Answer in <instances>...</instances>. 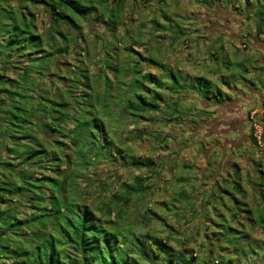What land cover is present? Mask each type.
<instances>
[{"label": "trees", "instance_id": "16d2710c", "mask_svg": "<svg viewBox=\"0 0 264 264\" xmlns=\"http://www.w3.org/2000/svg\"><path fill=\"white\" fill-rule=\"evenodd\" d=\"M125 8V0H0V264H264V251L260 256L247 249L252 242L264 245V236L253 237L243 230L245 225L228 223L226 234L241 236L234 234L225 244L219 243L216 253L206 245L207 255L200 257L188 247L173 249L166 239L150 233L141 219L144 225L137 228L145 232H136L126 222L131 220L127 212L131 199L141 203L153 194L147 181L158 169L154 166L169 160L174 168L172 154L192 145L208 146L210 127L215 125L210 122L221 119L218 110L225 111L231 98L218 85L213 95L210 90L198 93L202 105L193 108L196 119L185 121L182 132L192 137L182 142L172 137L170 128L167 133L157 128L158 135L147 130L149 123H171L173 117L164 112L179 110L181 100L190 98L185 87L195 92L196 83L206 81L210 88L214 81L160 59L155 54L160 47L143 54L137 48L144 40L142 32L132 35L130 44L121 45ZM153 23L172 35L182 34L181 24L166 14ZM263 24L258 26L259 35ZM162 90L165 96L184 93L170 103ZM214 105L216 112L205 115ZM255 115L259 123L260 115ZM257 123L251 124L249 135L258 146L260 140L252 133ZM146 137L160 143L170 139L171 147L159 164L133 151ZM215 147L219 151L212 152L217 155L213 161L224 165L223 145ZM204 150L211 153L207 147ZM99 161L109 162L114 170L118 163L146 167L149 174L125 180L123 194L93 207L84 202L89 186L83 189L80 181ZM259 172L264 174V169ZM234 185L242 191L241 181ZM179 194L189 201L187 191ZM256 208L257 214L253 209L249 212L257 215L253 223L264 230V204ZM141 215L146 221L158 220L170 233L175 232V221L176 225L182 219L194 222L186 215L173 214L170 223L154 212ZM231 217L233 221L236 213ZM225 248L230 252H223Z\"/></svg>", "mask_w": 264, "mask_h": 264}, {"label": "rangeland", "instance_id": "374dc122", "mask_svg": "<svg viewBox=\"0 0 264 264\" xmlns=\"http://www.w3.org/2000/svg\"><path fill=\"white\" fill-rule=\"evenodd\" d=\"M125 4V24L120 28V33L124 35L125 41L121 42V45L130 44L131 36L142 32L144 40L139 42L140 45L137 48L143 54L149 55L156 51V47H160V51L155 53L160 59L214 81V85H211L210 88L206 81L200 85L196 83L199 87L195 92L184 86V89L188 90L190 98L181 100L179 110L169 109L164 112L169 115L168 117H173L171 123L165 125L160 123L157 126L149 123L147 130H153L157 134L159 133L156 131L157 128H164L165 133L169 132L170 128L173 132L172 137L176 138V141L182 142L183 139L192 137L191 133L184 136L182 132L186 131L185 121L196 119L192 112L193 108L202 105L201 100L200 102L197 100L199 94L203 95L210 90L209 94L213 95L217 85L221 86L224 91L237 86L251 94V85H249L251 82L254 88L259 89L252 104L247 100H242L247 97L238 89L229 93L230 98H236V104L241 102L240 107L246 110L245 113L240 114L238 119H227V111L219 109L220 115L217 118L221 119L219 121L214 119L216 123H214V127H210L209 147L201 143L192 145L179 155L172 154L174 168L168 164L169 160H166L163 166L155 165L159 164L165 150L171 147L170 139L160 143L153 137H146L145 141L136 143L133 147L135 155L150 158L154 161V168L158 167V169L155 173L150 174V179L147 181L154 195H147L148 199L146 200L142 198L141 203L137 202L136 198V200L131 199L129 208H127L131 220L126 219V222L132 223L136 232H145L137 228V224L144 225L139 221L141 219L148 226L150 233L166 239L173 249L179 250L188 247L189 252L196 253L200 257L207 255L206 245L208 247L212 245L213 250L218 249V244H225L228 237L234 234L241 236V233L231 231L226 234L229 228L228 223L245 225L243 230L251 233L253 237L263 238L264 230L260 225L253 223V219H256L257 215L255 217L249 210L257 209L256 207L260 206L261 202L264 204V186L261 185L264 184L262 177L264 174L262 172L260 174L258 171L259 165L264 167V133L261 138L262 147L247 141L250 124L254 125L258 121L256 120L257 115L254 114L255 118L252 117V121L246 112H249L252 106L253 109H261L264 104V24L260 35L257 34L259 24L264 23V0H251L250 2L216 0L213 4L206 3L204 0H125ZM260 10L263 13L256 15ZM165 14L181 24L182 34L176 32L172 35L170 31H167V28H154V18L161 19ZM124 29H128L129 34ZM98 30L102 31L103 29L99 28ZM173 36H176V39ZM92 42L91 39L90 43L92 44ZM94 51H97V48ZM225 82H229L230 86ZM162 93L172 103L173 97L182 98L184 92L171 93V96H165L163 90ZM213 99V101L216 100L215 97ZM226 102L225 108L233 106L231 99ZM204 105L207 104L204 102ZM209 106L211 107V105ZM216 110L214 105L212 110L205 115L213 114ZM249 114L253 115L251 112ZM198 115L201 114L198 113ZM259 118L263 117L259 116ZM246 121H249L248 125ZM243 124L245 125L241 131L233 128ZM261 127L264 128V122L253 126L252 133L259 136L258 132H260L261 135ZM227 128L231 130L226 134ZM254 128H256L255 131ZM224 135H227V139ZM159 136L162 137V135ZM217 139L223 145L222 148L220 147L221 156L225 157L223 164L229 163L230 174L224 173L226 170L221 172V168L219 172L218 165L213 161L217 158V155H213V153L219 151L215 147V145H220ZM227 140L233 144L227 143ZM159 147L162 148L161 152L157 150ZM205 147L210 149L208 151V153L211 152L210 154L207 155ZM206 159H209L211 164L205 170V174H200L202 161L204 162ZM96 164L97 168L95 170L92 168L87 177L80 181L83 189L89 186L88 193H85L84 196V202L93 207L112 202L116 193L123 194L122 183L125 180L132 182L137 174H149L146 167L136 169L133 165L126 166L118 163L114 170L107 161H99ZM98 180H103L106 184L100 185ZM236 181L242 182V191L235 187ZM181 190L187 191V194L190 195L189 201L182 200L181 194H179ZM259 211L254 212L257 214ZM141 212L157 213L161 218L168 220L166 221L168 223L174 221L173 214L186 215L194 222L188 224L181 218L182 222L178 223L179 225H176V221L174 223L175 232L170 233L158 220H143ZM115 213L116 209L113 211V214ZM234 213L237 217L231 221V215ZM250 226H253L251 230ZM192 236H195L196 242ZM256 244L252 242V245H249L250 247L247 249L250 251L254 249L261 256L264 245H261L262 249ZM225 249L223 252L231 250V248ZM214 252L216 253V250ZM216 258H218V253L215 254L214 259Z\"/></svg>", "mask_w": 264, "mask_h": 264}, {"label": "crops", "instance_id": "0c3cea01", "mask_svg": "<svg viewBox=\"0 0 264 264\" xmlns=\"http://www.w3.org/2000/svg\"><path fill=\"white\" fill-rule=\"evenodd\" d=\"M249 85H251V88H250V93L251 94H248L247 92H245L244 90H240L237 86H233V88L232 89H229L228 88V92L231 94V93H233V91H235V90H240L243 94H245V96L247 97V98H244V99H242V100H244V101H249L250 102V104H252L253 103V98H254V96H255V94L256 93H259V89L258 88H254V85H253V83L251 82V83H249ZM231 100H232V105L233 106H230V107H228V108H226V115H228V118H233V119H238L239 118V115L241 114V115H243V113H245L244 111H246V110H244V108L243 107H240V103L241 102H239V104H236L237 102V100H236V98L234 97V99H232L231 98ZM256 112H258L259 113V115L260 116H262L263 118H259V123L260 122H264V104H263V106H262V108L261 109H253V106L251 107V113L252 114H254V113H256ZM247 113V115H248V112H246ZM227 118V117H226ZM247 122V121H246ZM236 128H241V130H242V128H244V124L243 125H241L240 127H236ZM260 146L262 145V144H259ZM262 147V146H261ZM217 161H220V160H218V159H216ZM215 160V161H216ZM219 164H220V162H219ZM218 164V168H219V172H220V167L221 166H224V167H226L227 168V170L226 171H224V173H226V174H230V172H229V170H230V168L231 167H229V163H227V164H224V165H219ZM209 163H208V159H206L204 162L202 161V171H201V173L200 174H205V170L209 167ZM260 169H264V167H262L261 165H259L258 166V171L260 170ZM216 172V171H215ZM221 172H223V171H221ZM174 173H175V169H174ZM260 173V172H259ZM216 174V173H215ZM261 174V173H260Z\"/></svg>", "mask_w": 264, "mask_h": 264}, {"label": "flooded vegetation", "instance_id": "af4514ba", "mask_svg": "<svg viewBox=\"0 0 264 264\" xmlns=\"http://www.w3.org/2000/svg\"><path fill=\"white\" fill-rule=\"evenodd\" d=\"M251 112V110L248 112V114ZM255 114V113H254ZM248 117H249V115H248ZM248 117H247V119H248ZM249 120V119H248ZM213 123H216V122H213ZM249 129V133H248V135H247V137H248V139H247V141H249L251 144H256L255 143V141H253V139H252V137L249 135L250 134V130H251V124H250V127L248 128ZM229 130H231L230 128H227V131H226V134H227V132L229 131ZM263 130H264V128L263 127H261V135H260V138H259V144L261 143L262 144V142H261V138H262V132H263ZM218 140V139H217Z\"/></svg>", "mask_w": 264, "mask_h": 264}, {"label": "built area", "instance_id": "2783aa9c", "mask_svg": "<svg viewBox=\"0 0 264 264\" xmlns=\"http://www.w3.org/2000/svg\"><path fill=\"white\" fill-rule=\"evenodd\" d=\"M255 126H256V125H255ZM255 129H256V128H255ZM256 131H257V130H256ZM258 135H259V136H257V135H256V136L260 138V132H258Z\"/></svg>", "mask_w": 264, "mask_h": 264}]
</instances>
